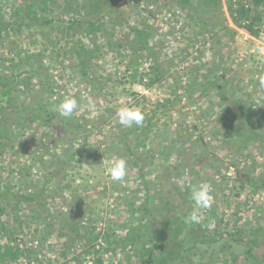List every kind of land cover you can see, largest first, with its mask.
<instances>
[{"label":"trees","instance_id":"obj_1","mask_svg":"<svg viewBox=\"0 0 264 264\" xmlns=\"http://www.w3.org/2000/svg\"><path fill=\"white\" fill-rule=\"evenodd\" d=\"M3 1L10 4L8 10L4 9ZM170 1L187 14L193 30L199 29L197 50H204L211 40L233 41L239 29L255 37L264 30L261 13L264 0H226V6L224 0ZM121 2L0 0V156L12 150L20 152V156L30 154L26 160L29 163L9 170L12 175L25 171L27 186L16 188L10 181H0V264L20 263L31 249V256L38 258L27 244L30 241L40 246L51 242L64 257L63 261L61 257L49 258L39 260L38 264H70L69 261L85 264L86 257L103 263V255L117 248V244H129L140 264H204L205 261H196L197 255H207L213 263L215 255L236 245L245 247L251 262L263 264L264 256L260 258L256 249L264 246V218L246 233L236 230L227 235L219 227L205 226V219L192 223L187 219L192 211L180 209L190 199L192 182L183 187L184 179L180 177H174L178 180V185H173L176 200L173 202L168 196L172 191L169 190L167 195L162 194L164 206L156 203L152 185L163 176L156 174L154 150L148 144L154 140L155 129H160L162 115L167 113L173 99L167 97L147 108L148 97L123 87L121 94L128 91L130 99L120 101L115 98L118 88L113 82L151 88L167 81L173 63L166 65L169 62L164 56L166 41L153 39L154 29L147 21H128L118 7ZM65 52L71 60L68 67L88 85L85 98L92 97L85 101L84 113L75 110L70 118L61 116L56 107L70 93L62 91L55 69L46 63L47 56L56 62ZM106 55L120 60L121 67L112 76L107 75L108 70L102 65ZM202 67L199 63L190 69L193 74L190 83L206 96L219 94L223 112L231 114L223 122L230 141L233 135L245 134L246 139L264 145V93L262 115H254L247 103L236 97L234 91L230 92L227 81L217 72L205 79ZM177 74L180 78L175 79L172 91L176 97L180 80L189 72ZM124 105L141 106L145 116L142 125L124 127L119 123L116 112ZM241 113L248 119L249 127L240 122ZM108 123L106 132L104 126ZM236 125L238 129L234 128ZM177 126L179 135L197 127L183 123ZM107 134L110 138L103 145L102 136ZM113 147L121 149L117 158H126L128 170L134 172L132 176L137 183L134 194H141L138 204L132 198L125 201L133 223L123 238L112 229L96 225L91 204L81 194L85 157L110 158L109 149ZM37 162L41 175L35 179L31 171ZM5 168L8 167L0 169ZM235 175L241 187L253 181L243 169L238 168ZM25 206L31 209L25 211Z\"/></svg>","mask_w":264,"mask_h":264},{"label":"rangeland","instance_id":"obj_2","mask_svg":"<svg viewBox=\"0 0 264 264\" xmlns=\"http://www.w3.org/2000/svg\"><path fill=\"white\" fill-rule=\"evenodd\" d=\"M6 2L2 3L4 9L8 10L10 4ZM226 3L224 0V6ZM175 6L170 0H122L119 4V9L124 11V17L128 21H147L154 29L153 39L160 38L166 41L164 56L169 60L166 65L173 63L171 69L173 74L171 73L166 82L151 88L139 84L122 85V82L116 80L113 82V86L118 88L115 98H120V101L129 100L130 96L126 94L128 91H124L123 94L120 92L123 87H126L125 89L138 91L148 97L147 108H153L158 101H164L167 97L173 99L172 104L166 108L167 113L162 115L160 129H155L154 140L148 144L154 150L156 174L163 176L161 181L156 180L152 185L156 203L162 207L165 200L162 194L167 195L169 190L172 191L168 196L173 202L176 200L178 195L174 196L173 185H178V180L174 177L184 179L181 180L183 187L189 186V181L192 182L191 185L210 183L213 199L209 208L201 210L200 221L205 219L207 227H219L224 235L236 230L245 232L254 226L256 221L260 222L264 218V145L252 138L246 139L245 134L233 135L230 141L224 126L227 118L231 117L230 112H223L217 92L206 96L203 90L190 83L193 77L190 69L201 63L206 73L205 79L211 78L217 72L222 80L227 81L230 92L234 91L236 97L247 103L252 114L262 115L264 87H261L260 80L264 78V63L257 59L256 49L264 47V30L259 37H255L246 30L239 29L233 41L215 39L205 44L204 50H197L199 36L196 33L199 29L193 30L187 14L176 9ZM261 13L264 16V6ZM115 26L118 27V24ZM193 31L195 34L192 33ZM104 39L105 36L100 41ZM119 61L112 55H106L102 59V65L108 70V76L114 75V71H119L117 70ZM46 63L55 69L54 75L59 80L62 91H67L70 95L74 94L73 96L80 104L78 112L84 113L85 101L91 100L92 97L85 98L89 90L88 85L81 80L76 71L68 67L71 63L69 54H62L56 62H51L47 56ZM185 70L189 74H184L183 80H180L176 97L172 91L175 88V79L180 78L177 71L182 73ZM200 83L201 80L198 81L199 85ZM239 120L244 127H249L248 119L242 116ZM180 123L191 126L196 124L197 127H192L188 134L179 135L175 128ZM109 127V123L105 124L106 132ZM234 128L238 129V125ZM29 133L32 132L29 131ZM102 137H104L102 140L104 145L110 138V134ZM114 149V147L109 149L112 154H108V157L113 155L110 158L85 157L81 168L85 176L81 183V194L91 204L90 208L94 211L96 225L99 228L112 229L116 236L123 238L133 223L132 212L125 201L132 198L138 204L141 194H134L137 183L134 181V175L132 176L134 172L131 170L127 171L122 181L111 179L107 172L109 162L121 153L120 148ZM19 153L12 150L0 156V168L8 167L0 169V181L2 183L10 181L16 185V188H21L20 185L27 186L29 183L28 180L24 181L27 178L25 171L22 174L9 173L10 169L17 170L29 163L26 160L30 154L20 156ZM238 168L243 169L253 178V181L246 183L244 187H241V182L236 179L235 174ZM31 172L33 178L40 177L41 166L38 162ZM194 206V202L189 199L181 205L180 209L193 211ZM23 209L28 211L31 208L25 206ZM27 244L32 246L38 258L31 256V249L17 264H38L39 260L46 261L49 258L58 260L61 257L60 261L64 259L60 250L51 242L44 243L42 246L36 241H30ZM256 253L262 258L264 246L257 248ZM103 256V263H96L93 259L86 257L85 264H140L136 251L129 244H117V248L110 249ZM195 259L197 262L205 261L204 264H255L247 259L245 247L242 245H236L215 255L213 263L209 262L210 258L207 255L203 257L197 255ZM69 263L75 264L72 261Z\"/></svg>","mask_w":264,"mask_h":264},{"label":"clouds","instance_id":"obj_3","mask_svg":"<svg viewBox=\"0 0 264 264\" xmlns=\"http://www.w3.org/2000/svg\"><path fill=\"white\" fill-rule=\"evenodd\" d=\"M257 59L264 63V47H257ZM261 87H264V78L260 80ZM59 114L63 117L70 118L74 111L80 108V104L74 96H65L63 101L56 105ZM116 116L119 123L124 127L142 125L144 121V112L138 106L124 105L118 109ZM128 171V161L124 157L113 158L109 162L107 172L113 181H122ZM212 185L210 183H201L191 185L190 199L194 202L193 211L189 214L188 220L192 223L200 222V212L202 209L209 208L212 202Z\"/></svg>","mask_w":264,"mask_h":264}]
</instances>
